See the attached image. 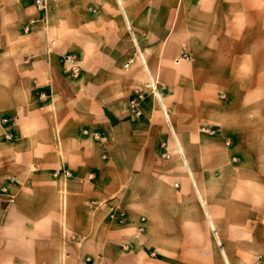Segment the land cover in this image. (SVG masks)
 <instances>
[{
	"label": "crops",
	"instance_id": "1",
	"mask_svg": "<svg viewBox=\"0 0 264 264\" xmlns=\"http://www.w3.org/2000/svg\"><path fill=\"white\" fill-rule=\"evenodd\" d=\"M34 1L0 0V264H253L264 0ZM148 81L163 89L133 119Z\"/></svg>",
	"mask_w": 264,
	"mask_h": 264
},
{
	"label": "built area",
	"instance_id": "2",
	"mask_svg": "<svg viewBox=\"0 0 264 264\" xmlns=\"http://www.w3.org/2000/svg\"><path fill=\"white\" fill-rule=\"evenodd\" d=\"M34 6L37 11H42L44 9V3L42 0H35ZM23 30L26 33L28 31V27H24ZM63 60L69 67L71 77L77 78V76L79 75V67L77 65L76 58L73 55H68L64 57ZM179 60L188 61L190 60V58L185 53H182L180 55V58L177 59L176 61L178 62ZM162 89L163 88L155 81H148L142 87L134 89L131 96L129 97L127 101V109L129 111L130 116L133 119H139L142 115L140 105L144 101L145 97L148 94H150L156 99H159L160 91ZM39 98L41 100H45V95L41 93L39 95ZM3 122L5 121L3 120ZM201 130L209 135L214 134L213 130H209L205 128H202ZM83 134L91 136L96 141H99L101 139L99 133L95 131L84 130ZM4 139L10 140L11 135L4 134ZM225 144L228 145L229 142H226ZM160 146L161 148L165 149V143H161ZM161 156L163 159H166V160L170 158V155L168 153H163ZM60 175L65 178H68L71 176V173L69 171H63V170L62 171L56 170L54 172V176H60ZM88 178L92 179V175H88ZM14 182H15L14 178H10L8 181V184H13ZM8 184H0V194L4 195L7 193ZM107 208H108L107 217L109 220H116L120 225H125L127 223V214L125 213L123 209H121L120 207L116 205H108ZM143 221H144V218H141L140 222L142 223ZM143 232H144V226L140 225L136 229L135 237H138L139 235L143 234ZM151 255L154 256V254H151ZM263 258H264V254L256 255L253 264H261Z\"/></svg>",
	"mask_w": 264,
	"mask_h": 264
},
{
	"label": "rangeland",
	"instance_id": "3",
	"mask_svg": "<svg viewBox=\"0 0 264 264\" xmlns=\"http://www.w3.org/2000/svg\"><path fill=\"white\" fill-rule=\"evenodd\" d=\"M94 54H96V53H94ZM97 54L101 55V62H103V61L106 60V57H104V58L102 57V54H105V53H100V52H99V53H97ZM90 62H91V61L86 60L85 63H86V65H88Z\"/></svg>",
	"mask_w": 264,
	"mask_h": 264
},
{
	"label": "bare ground",
	"instance_id": "4",
	"mask_svg": "<svg viewBox=\"0 0 264 264\" xmlns=\"http://www.w3.org/2000/svg\"><path fill=\"white\" fill-rule=\"evenodd\" d=\"M121 6V5H120ZM190 170V169H189ZM191 180V179H190ZM207 211V210H206ZM127 248V247H126Z\"/></svg>",
	"mask_w": 264,
	"mask_h": 264
}]
</instances>
